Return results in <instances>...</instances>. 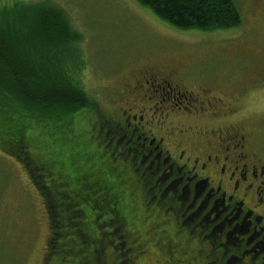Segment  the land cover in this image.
<instances>
[{"label":"flooded vegetation","instance_id":"af4514ba","mask_svg":"<svg viewBox=\"0 0 264 264\" xmlns=\"http://www.w3.org/2000/svg\"><path fill=\"white\" fill-rule=\"evenodd\" d=\"M132 80L116 95L122 105L114 101L113 113L91 118L92 133L81 132L102 172L64 192L83 194L74 211L80 240L88 238L83 227L101 230L94 207L102 205L104 225L108 214L134 224L140 200L159 232L163 264H264V140L253 128L227 122L237 112L236 83L220 70L171 66L145 67ZM251 84L264 85V74ZM119 189L127 191L129 207L116 202ZM121 228L136 255H144L139 249L147 238L135 241L140 234ZM111 234L105 233V247L122 239Z\"/></svg>","mask_w":264,"mask_h":264},{"label":"rangeland","instance_id":"374dc122","mask_svg":"<svg viewBox=\"0 0 264 264\" xmlns=\"http://www.w3.org/2000/svg\"><path fill=\"white\" fill-rule=\"evenodd\" d=\"M17 1L47 2L62 9L82 39L79 47L83 70L77 79L96 105L91 111L76 116L75 134L62 136L53 132L43 134L35 129L27 131L38 146L35 150L42 159L51 161L52 173L56 177L62 176L72 186L83 176H91L87 184L98 177L102 166L91 150L93 147L82 142L81 132L91 130L92 133L91 118L96 120L113 113L114 101L122 105L116 95L124 86L132 84L136 71L145 67L171 66L179 70L192 67L194 71L205 73L220 70V74H225L226 82L236 83L234 87L238 91L232 104V109L237 112L227 122L253 128L264 140V85L251 84L255 76L264 74V0H234L241 16V26L214 33L178 30L135 0H0V3L11 5ZM57 136L63 140L56 141ZM28 154L31 156L32 153ZM107 177L108 181L113 178L109 174ZM64 190L59 188L57 192ZM82 195L81 192L76 200L79 201ZM113 196L118 205H131L125 189L116 190ZM44 199L45 195L34 187L22 164L0 150V264L164 263L163 257L158 255L163 251L157 245L159 232L152 219L142 212L140 200L134 201L132 210L140 218H136L135 224L129 221L124 224L108 214L109 222L104 225L102 205L94 207L101 230L98 228L96 234L97 225L83 227L88 238L84 236L80 242L81 228L77 230L79 220L76 218L69 220L67 229H50V223L58 225L60 219L64 222L65 213L55 208L57 206L46 205ZM103 205L107 209L110 207ZM76 208L75 205L73 209L76 211ZM50 211L58 215L57 223L53 222L56 214ZM121 226L141 235L136 238L135 234V241L147 238L148 243L139 249L144 255H136L134 244L126 238ZM108 228L112 233L110 239H122L117 244L108 242L105 247L103 240L109 241L105 235ZM100 237L101 241H98ZM90 240L91 243H85ZM121 241L125 242L124 245H120ZM68 249L73 253L65 255ZM50 252L53 253L50 255Z\"/></svg>","mask_w":264,"mask_h":264},{"label":"trees","instance_id":"16d2710c","mask_svg":"<svg viewBox=\"0 0 264 264\" xmlns=\"http://www.w3.org/2000/svg\"><path fill=\"white\" fill-rule=\"evenodd\" d=\"M135 1L161 21L182 31L214 33L242 24L234 0ZM81 40L66 13L47 2L0 3V150L22 164L34 187L45 195L46 205L57 206L65 213L64 222L60 219L58 225L50 223L51 230L67 229L69 220L76 218L73 207L81 200L77 201L72 193L64 194L72 185L62 176L54 175L51 182L53 165L35 150L38 146L27 131L75 134L76 116L91 111L96 105L77 79L83 70ZM56 138L58 142L63 140ZM59 188H65L64 192H57ZM57 218L56 214L54 223ZM72 253L68 249L65 255Z\"/></svg>","mask_w":264,"mask_h":264}]
</instances>
